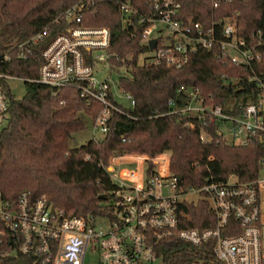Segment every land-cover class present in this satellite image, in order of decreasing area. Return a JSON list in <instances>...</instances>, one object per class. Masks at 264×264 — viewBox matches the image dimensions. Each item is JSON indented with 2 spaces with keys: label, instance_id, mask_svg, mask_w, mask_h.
<instances>
[{
  "label": "trees",
  "instance_id": "trees-1",
  "mask_svg": "<svg viewBox=\"0 0 264 264\" xmlns=\"http://www.w3.org/2000/svg\"><path fill=\"white\" fill-rule=\"evenodd\" d=\"M93 2L85 11L84 23L110 28L108 53L112 68L125 66L119 85L130 92L134 107L113 110L105 134L73 144L74 134L84 131V116L93 120L99 103H87L73 86L52 88L36 81H24V93L15 95L3 81L9 95V122L0 132V196L17 199L21 191L32 198L44 194L52 209L67 215L104 214L115 184L106 169L112 153L143 152L150 156L168 152L170 170L179 188L200 187L207 179L222 182L230 175L237 181L256 179L264 163V145L256 138L248 144H234L219 135L218 122L201 124L194 111H172L186 107L190 88L197 87L206 104H221L237 115L254 102L259 85L254 74L264 79V46L260 62L251 66L233 65L215 48L198 47L185 64L174 67L144 60L146 52L137 27H123L118 6L110 0H0V71L26 79L38 76L41 57L35 46H26L28 57L18 55L17 45L45 44L50 36L72 24L63 14L78 2ZM146 0H132L142 11ZM180 19L211 26L218 19L235 20L239 35L250 38L253 29H264V0H231L214 9L212 0H178ZM89 7H91L88 4ZM48 29V37L30 41L35 33ZM133 30L137 33L133 34ZM28 49L31 51L29 54ZM184 87V89H182ZM128 114V115H127ZM201 130L207 139L200 138ZM104 196V198H101ZM182 226L205 228L215 224L207 197L178 202ZM166 264L189 260L191 249L176 238L163 244ZM9 250L0 243V264H37L33 255L1 253Z\"/></svg>",
  "mask_w": 264,
  "mask_h": 264
},
{
  "label": "built area",
  "instance_id": "built-area-1",
  "mask_svg": "<svg viewBox=\"0 0 264 264\" xmlns=\"http://www.w3.org/2000/svg\"><path fill=\"white\" fill-rule=\"evenodd\" d=\"M110 1L118 6L123 27L139 28L146 52L151 53L145 59L148 62L179 67L198 47L215 48L233 65L251 66L263 57L259 48L264 46L263 28L253 29L247 39L238 34L231 18L218 19L208 27L182 21L178 0H146L142 11L132 0ZM221 2L231 0H212V7L217 9ZM92 7L93 2L83 1L70 6L63 19L72 25L50 36L45 44L17 45L23 58L28 57L23 49L35 46L42 61L33 79L0 71V132L9 122V95L3 81L9 87L10 80L19 79L52 88H77L87 103L100 105L92 122L93 130L99 132L94 138L105 134L113 110L126 113L125 108L134 107L133 95L120 87L119 80L100 79L95 70L97 63L112 68L107 51L111 39L109 27L84 23L83 13ZM45 37L47 28L32 35L30 41ZM151 38L156 43L150 49ZM0 57L9 59L7 53ZM253 78L259 94L240 114L225 111L221 104L204 103L197 87L189 89L186 107L172 111H194L201 124L218 122L217 135L236 145L256 138L264 145V79L257 74ZM200 138L207 139L205 131L201 130ZM135 162L129 167H106L115 188L104 214L67 215L64 209H52L44 194L32 198L26 190L12 201L0 196V243L9 244V250L1 253L30 254L37 264H83L90 249L98 253L101 264H166L163 244L176 238L191 247L186 255L192 257L177 264H264V163L252 181H237L230 175L222 182L207 179L200 187L183 191L170 170L168 152L147 159L138 156ZM200 193L207 197L215 224L182 226L178 202L196 200Z\"/></svg>",
  "mask_w": 264,
  "mask_h": 264
},
{
  "label": "rangeland",
  "instance_id": "rangeland-1",
  "mask_svg": "<svg viewBox=\"0 0 264 264\" xmlns=\"http://www.w3.org/2000/svg\"><path fill=\"white\" fill-rule=\"evenodd\" d=\"M150 52H144L139 54L138 61L143 62L146 58L150 57ZM103 63H97L95 65V70L98 71V77L101 78H108L110 80H114L116 83L119 80L120 75H123L127 73V68L125 66H120L117 69L116 68H105ZM10 87L11 91L18 96H21L24 92V83L22 80L16 79V80H10ZM84 122L87 124V127L84 131L78 132L74 134L73 137V144L79 145L85 142L86 139L93 137V134H95V137L99 136V132L97 130H93V124L92 119L88 116H84ZM157 154V153H156ZM156 154H153L155 156ZM140 156L141 158H152L153 156H150L143 152H123V153H112L109 156V160L106 164L107 169L109 170L111 165L114 166H122V167H129V165L136 164L135 160L136 157ZM149 162V160H147ZM144 162L143 164H145ZM261 174L264 175V168L261 169ZM83 264H101L100 259L98 256V253L95 251H92L88 249V251L85 253L84 256V262Z\"/></svg>",
  "mask_w": 264,
  "mask_h": 264
},
{
  "label": "water",
  "instance_id": "water-1",
  "mask_svg": "<svg viewBox=\"0 0 264 264\" xmlns=\"http://www.w3.org/2000/svg\"><path fill=\"white\" fill-rule=\"evenodd\" d=\"M156 43V38H151L149 41V48L151 49L152 47H154ZM101 198H104V196H101Z\"/></svg>",
  "mask_w": 264,
  "mask_h": 264
}]
</instances>
